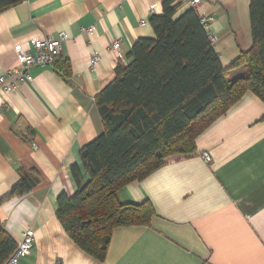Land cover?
<instances>
[{
	"label": "crops",
	"instance_id": "0c3cea01",
	"mask_svg": "<svg viewBox=\"0 0 264 264\" xmlns=\"http://www.w3.org/2000/svg\"><path fill=\"white\" fill-rule=\"evenodd\" d=\"M163 1L22 0L0 13V75L18 68V47L32 53L34 39L68 37L58 58L67 78L54 66L33 67L31 82L0 93V221L15 244L26 230L34 233L18 264H264V104L250 93L196 138L193 155L175 156L118 191L121 203L147 201L155 216L147 226L115 229L103 263L82 252L56 218L57 197L77 190L71 166L87 182L80 152L103 132L95 99L131 63L133 44L154 38L149 21L162 14ZM180 5L175 18L188 10ZM196 12L212 19L226 79L242 74L230 67L251 47L249 0H202ZM88 28L92 35L82 31ZM115 41L121 59L111 50ZM95 52L101 60L90 68ZM22 173L34 188L8 196Z\"/></svg>",
	"mask_w": 264,
	"mask_h": 264
},
{
	"label": "trees",
	"instance_id": "16d2710c",
	"mask_svg": "<svg viewBox=\"0 0 264 264\" xmlns=\"http://www.w3.org/2000/svg\"><path fill=\"white\" fill-rule=\"evenodd\" d=\"M22 0H0V13ZM177 0H164L162 14L149 23L153 39L137 40L132 61L117 68L115 79L95 99L103 132L80 152L87 182L76 166L70 173L77 187L57 197L56 218L67 237L86 255L103 263L112 233L120 227L147 226L152 205L123 204L117 193L141 182L175 156L196 152V138L245 94L264 104V0H249L251 47L226 79L197 12L188 8L175 18ZM67 78L65 63L53 64ZM264 119V118H263ZM34 181L22 173L8 196L24 195ZM16 247L0 221V264Z\"/></svg>",
	"mask_w": 264,
	"mask_h": 264
},
{
	"label": "built area",
	"instance_id": "2783aa9c",
	"mask_svg": "<svg viewBox=\"0 0 264 264\" xmlns=\"http://www.w3.org/2000/svg\"><path fill=\"white\" fill-rule=\"evenodd\" d=\"M180 3H184L188 8L197 10L202 0H178ZM200 23L203 29L206 31L207 37L211 45L215 42L214 36L211 34L209 29V23L211 18L207 16H199ZM147 21L141 20L140 25L144 26ZM84 33L89 35L93 34L91 28L82 30ZM68 40L65 33H60L57 38H42L34 39L32 41L33 52H24L20 47L17 48L19 66L6 74L0 75V93H9L10 91H15L20 84L31 82V75L29 70L33 67H44L53 66V64L58 60L62 52V45ZM120 41H115L111 45V50L115 56L119 59L122 58L119 51ZM101 57L98 53H92L89 61V67L93 68L99 61ZM8 77H15V81L7 83ZM205 162H210V156L205 153L202 155ZM34 233L32 230H26L16 244L14 251L9 255V257L2 264H18L19 261L30 255L32 244H33Z\"/></svg>",
	"mask_w": 264,
	"mask_h": 264
}]
</instances>
